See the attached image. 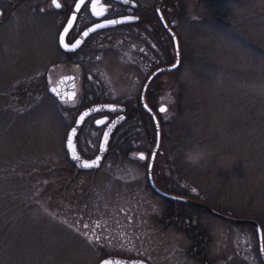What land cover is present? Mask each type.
Instances as JSON below:
<instances>
[{"label":"rangeland","instance_id":"1","mask_svg":"<svg viewBox=\"0 0 264 264\" xmlns=\"http://www.w3.org/2000/svg\"><path fill=\"white\" fill-rule=\"evenodd\" d=\"M15 3L0 0V264H99L109 257L199 264L174 221L177 209L153 193L148 163L137 159L150 156L156 142L141 118L126 114L98 172H79L64 150L86 101L140 105L145 82L164 62L159 40H138L146 31L114 32L64 62L57 28L37 17L31 2ZM165 15L180 41V73L176 85L159 80L151 104L157 111L177 94L179 110L160 117L164 160L155 183L230 218L264 220V0H165ZM171 52L168 66L176 61ZM68 75L78 81V98L60 104L48 91ZM96 119L78 139L88 160L103 134ZM178 210L213 264H262L251 227L190 206Z\"/></svg>","mask_w":264,"mask_h":264},{"label":"water","instance_id":"2","mask_svg":"<svg viewBox=\"0 0 264 264\" xmlns=\"http://www.w3.org/2000/svg\"><path fill=\"white\" fill-rule=\"evenodd\" d=\"M87 1L88 0H79L73 12L70 23L67 25L63 34L61 35L60 46L67 52L77 51L80 47H82V45L85 43V41L89 37H91L92 35L98 32L106 31L109 29H115L117 27L135 23L138 21L137 18L127 17V18L116 19L113 21L103 22L101 24L95 25L87 29L73 46L68 47L66 46L64 39L67 33L73 27L74 20L79 10L83 6V4ZM116 1H119L120 3H123L125 5H129L131 7L136 6L132 1H129V0H116ZM161 3H162V0H158V4L156 8L157 14H158V17H159V20L161 22L163 29L165 30L167 35L172 40L176 61L171 66H166V67H163V68H160L154 71L149 76L147 81L145 82L141 95H140L141 108L152 120L154 129H155V134H156V144L149 158V163H148V168H147V180H148L150 189L153 191L155 195H157L158 197L164 200H167L173 203H180V204H184V205L196 208L211 216H214L222 221L228 222L233 225L252 227L255 230L256 235H257L258 252H259V256L262 261V264H264L263 231L260 225L256 221L230 218L228 216H225L215 211L214 209L202 203L192 201L186 198L178 197L172 194L164 193L155 185L154 178H153V168H154L157 154L161 146V127H160V122L157 118V114L147 104L146 94H147V91L150 85L153 83V81H155V79H157L158 77L162 75L175 72L179 68L180 61H181V51H180L179 40L177 36L175 35V33L167 25L165 19L163 18L161 14V10H160ZM103 6H104L103 8H105L104 13L101 14V16H96L95 14L96 5H92L91 11L93 15H95L97 18L108 15L111 11V8L106 5H103ZM48 92L50 96L55 98L59 103H74L77 99L76 77L72 75H68V76H64L60 78L57 81L56 85L52 86ZM167 110H168V107L164 106V107L159 108L157 110V113L160 115H163L167 112ZM126 112H127V109L125 106H121L117 104H96V105H92L84 109L77 116L75 123L73 127L69 130L66 140H65L64 150H65V153L68 157L70 164L73 167H75L77 170L83 173H93V172H98L99 170H101L103 164L105 163V161L108 159L110 155V146H111L114 135L126 121ZM95 116H102L101 118H98L95 121L94 125L98 129H103V134L101 137V141H100L96 156L93 159L88 160V159H85L81 155L78 149V139H79V136L86 122ZM109 116L113 117V119H111ZM137 158L140 160H144V161L147 159L144 154L137 155ZM99 264H147V263L142 262V261H129L125 259L111 257V258H107L103 260Z\"/></svg>","mask_w":264,"mask_h":264},{"label":"flooded vegetation","instance_id":"3","mask_svg":"<svg viewBox=\"0 0 264 264\" xmlns=\"http://www.w3.org/2000/svg\"><path fill=\"white\" fill-rule=\"evenodd\" d=\"M129 1H132L136 6L131 7L129 5L120 3L119 1L116 0H88L87 2H85L74 20L73 27L67 33L64 39L65 44L68 47L73 46L87 29L95 25L101 24L103 22L113 21L116 19L127 18V17L137 18L138 21L135 23L117 27L115 29H109L106 31L98 32L92 35L91 37H89L82 45V47H80L77 51L74 52H67L63 48H61L60 38L67 25L70 23L73 12L79 0H16L14 6L17 5L24 7L25 5H30L32 3L30 5V9L34 12V14L37 15V17L43 19L44 21L51 22L57 28L56 45L60 58H62L64 62L72 63L77 58H80L83 55L84 50L87 47H89L90 44L98 41L99 38H101L102 36L124 30L153 31L158 28V24H160V26L162 27L156 10L158 0H153L156 3L155 6H153L152 3H150L152 2V0H148L147 4L145 2L139 3L136 0H129ZM92 5H96V13H95L96 16H101V14L104 13L105 8H103L104 7L103 5L109 6L111 8V11L108 15L97 18L95 15H93L91 11ZM160 10H161V14L165 18L168 25L171 26L172 29L174 30V26L170 24L166 19L165 0H162ZM1 15L2 12L0 11V17ZM159 48H160L159 49L160 52H162L161 45H159ZM160 68L161 67H158L155 70ZM95 118L98 119V117ZM111 119H113V117H111ZM145 156L147 159L145 161L141 160V162L143 163H147L149 160V156L148 155ZM200 250L201 249L196 248L194 252H191L192 257L199 264H213L207 254L206 256H202V259L200 258V256L198 255ZM119 259H124V258H119ZM125 260H129V259H125ZM129 261H141V260L131 259Z\"/></svg>","mask_w":264,"mask_h":264},{"label":"trees","instance_id":"4","mask_svg":"<svg viewBox=\"0 0 264 264\" xmlns=\"http://www.w3.org/2000/svg\"><path fill=\"white\" fill-rule=\"evenodd\" d=\"M175 29V28H174ZM139 31V30H138ZM144 34H147V36H140V35H138V40H140V39H143L144 37H146L145 39L147 40V38H148V41H149V37L150 38H156V39H158L159 40V45H161V47H162V53H163V55H164V62H163V64H161L159 67H164V66H168V62H171L172 60H173V58H172V52H171V50H172V47H173V44H172V40H171V38L165 33V31L163 30V28L160 26V24H158V28L156 29V30H153V31H146ZM151 34V35H150ZM175 35L177 36V34L175 33ZM178 37V36H177ZM179 43H180V41H179ZM162 55V56H163ZM158 68V67H157ZM179 73H180V70H178V71H175V72H173V73H170V74H165V75H162V76H160V77H158L152 84H151V86L149 87V89H148V92H147V95H146V100H147V104L149 105V107L151 108V109H153L154 110V108H153V106H152V104H151V100L152 99H156V96L157 95H159V93L157 92V93H154L153 92V90H155V89H157V90H160V88H162V84L161 83H158L159 82V80L162 78V77H167L168 78V84L170 85V86H173V85H176V83H177V81H178V75H179ZM158 83V84H157ZM157 84V85H156ZM178 87H179V83L177 84V86L174 88L175 90L176 89H178ZM171 89H173V88H171ZM171 89H170V91H171ZM177 93V92H176ZM171 95V94H170ZM176 96H174L175 97V101H174V103H172L171 105H167V107H168V110H167V112L166 113H168L169 111H171V113L172 112H177L178 110H179V105H177V103H178V101H177V99H178V97L179 96H177V94H175ZM180 95V94H179ZM100 102H92V101H86L85 102V104H83V107H81L79 110H83L84 108H86V107H88V106H91V105H94V104H99ZM140 103V102H139ZM155 111V110H154ZM155 112H157V111H155ZM128 117L129 118H134V119H136L137 117H139V118H141L142 120H143V123H144V125H145V127L147 126V129H146V136H147V138H149V136H151L152 137V135L154 136V138L156 137V134H155V129H154V125H153V122H152V120L150 119V117L143 111V109L141 108V105H137L136 107H130L129 109H128ZM158 115V118H159V121H160V117H162V115H159V114H157ZM128 118V119H129ZM160 127H161V133H162V126H161V121H160ZM155 140V139H154ZM154 140H152V142H151V140H150V143H151V145L152 146H154ZM163 155V152H162V146H161V149H160V151H159V153H158V155H157V158H156V161H155V165H154V170H153V172H154V175L157 177L158 176V170H155V168L156 167H158L159 168V166H160V163H162L163 162V160H164V157L162 156ZM76 169V168H75ZM77 170V169H76ZM157 185V184H156ZM174 194V195H176V196H178V197H182V198H186V199H189V200H194V201H198L197 199L195 200V199H192L190 196H187L185 193L183 194V193H181V194H177V193H174V192H170V194ZM199 202V201H198ZM172 203V205L174 206V208H176L177 209V213H175L176 214V216H175V220L174 221H176V222H178V224L177 225H179V224H181L183 227H184V231L185 232H187V234H188V236L190 237V239L192 240V242H193V250H192V252H194L195 251V249L196 248H199V249H201L200 251H199V256H200V258L202 259V256H206V254H204L203 253V251H204V247H206V244H204V245H202V247H199L200 246V244L199 243H202V239H203V237L201 236H196L194 233H195V230L193 229V227H191V225H190V223L187 221V220H184L183 219V216L181 215V213L180 214H178L180 211L178 210V208H184V207H186V205H184V204H180V203H173V202H171ZM201 203H203V202H201ZM204 204H206V203H204ZM207 205V204H206ZM217 212H219V211H217ZM220 213V212H219ZM178 214V215H177ZM222 214V213H221ZM256 222L260 225V227H261V229H262V231H263V234H264V220H261V219H257L256 220ZM252 228V227H251ZM253 229V228H252ZM254 230V229H253ZM255 231V230H254Z\"/></svg>","mask_w":264,"mask_h":264}]
</instances>
